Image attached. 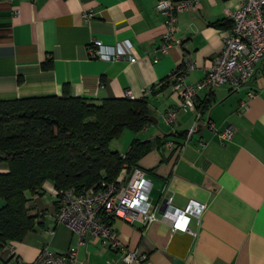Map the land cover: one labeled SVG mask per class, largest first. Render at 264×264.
I'll list each match as a JSON object with an SVG mask.
<instances>
[{
  "label": "crops",
  "instance_id": "crops-1",
  "mask_svg": "<svg viewBox=\"0 0 264 264\" xmlns=\"http://www.w3.org/2000/svg\"><path fill=\"white\" fill-rule=\"evenodd\" d=\"M197 1L196 10L178 15L183 47L164 53L158 0H0V101L62 96L66 86L71 96L95 101L126 98L128 92L132 99L147 97L156 123L133 133L129 148L134 139L153 142V150L137 164L153 183V203L161 211L167 186L175 208L199 202L206 210L200 221H191L195 235L173 231L164 221L144 229L138 221L116 219L112 227L122 245L146 255L142 264H264V67L249 87L200 92L197 106L207 100L211 106L190 139L195 113L180 109L172 87L164 88L186 56L195 64L186 82L205 77L228 31L213 24L231 22L240 6V0ZM93 40L107 47L129 41L136 63L127 57L92 59ZM251 89L257 93L253 99L248 98ZM171 110L177 112L176 121L168 124ZM208 123L218 132L232 127V141L221 143ZM0 172L8 170L0 165ZM26 196L40 226L22 242H13L22 260L34 262L46 247L58 253L76 248L81 262L123 264L122 251L91 240L80 244L68 226L56 221L58 196L52 182Z\"/></svg>",
  "mask_w": 264,
  "mask_h": 264
},
{
  "label": "built area",
  "instance_id": "built-area-1",
  "mask_svg": "<svg viewBox=\"0 0 264 264\" xmlns=\"http://www.w3.org/2000/svg\"><path fill=\"white\" fill-rule=\"evenodd\" d=\"M198 7L197 0H158L156 11L164 18V32L161 37L160 49L164 53L174 47H183V41L178 37L180 32L178 15L186 11H194ZM18 11L13 12L17 17ZM89 20L91 16H85ZM233 27L224 33V48L214 59L213 65L207 70L205 77L196 84H188V74L195 69V64L189 57L184 58L165 82L179 98L180 109L193 112L196 115L195 124L187 134L190 139L199 127L202 114L197 108L200 92H212L215 88L228 86L232 90L249 87L259 69L264 67V0H240L238 10L232 15ZM90 57L104 61H116L127 57L130 63H136L131 57L132 46L129 41L118 42L107 47L99 40H93L90 46ZM150 91L145 93L149 95ZM133 98L131 93H127ZM257 96L250 90L248 98ZM176 111L168 112L166 122L176 121ZM207 127L218 134L223 144L232 141L235 131L227 127L218 132L213 124ZM173 146L166 143L167 148ZM125 158V157H124ZM153 183L146 177V172L136 166L131 172L123 169L115 183H102L98 189L79 192L72 188L57 192L58 206L55 212L56 221L68 226L79 239L80 244L86 241H97L108 249L122 251L123 264H142L147 256L134 251H128L122 245L119 235L112 227L116 219L126 223L138 221L144 229H148L158 221L171 225L173 231L195 233L189 229L193 218L201 220L206 205L190 202L185 208H175L172 198L167 196L168 187H164L163 207L161 211L152 201ZM161 213V215H159ZM0 264H87L78 259L76 248H70L64 253L55 252L49 248L42 249L34 262H26L18 255L13 242H7L0 247Z\"/></svg>",
  "mask_w": 264,
  "mask_h": 264
},
{
  "label": "trees",
  "instance_id": "trees-1",
  "mask_svg": "<svg viewBox=\"0 0 264 264\" xmlns=\"http://www.w3.org/2000/svg\"><path fill=\"white\" fill-rule=\"evenodd\" d=\"M213 25L230 30L233 21ZM210 106L207 100L197 108L203 116ZM151 117L147 97L95 101L71 96L68 86L62 96L0 101V165L8 170L0 172V247L22 242L40 226L26 193L39 194L45 182L57 192H83L115 183L124 168L131 172L153 142L134 139L124 155L110 145L125 131H144Z\"/></svg>",
  "mask_w": 264,
  "mask_h": 264
},
{
  "label": "rangeland",
  "instance_id": "rangeland-1",
  "mask_svg": "<svg viewBox=\"0 0 264 264\" xmlns=\"http://www.w3.org/2000/svg\"><path fill=\"white\" fill-rule=\"evenodd\" d=\"M134 136L133 132L130 131H125L124 134H122V136L116 140H114L111 145H110V149L112 151H118L120 154H125V152H127V150H129V144L132 140V137ZM4 202L0 201V205H2Z\"/></svg>",
  "mask_w": 264,
  "mask_h": 264
},
{
  "label": "water",
  "instance_id": "water-1",
  "mask_svg": "<svg viewBox=\"0 0 264 264\" xmlns=\"http://www.w3.org/2000/svg\"><path fill=\"white\" fill-rule=\"evenodd\" d=\"M151 123H156V119L154 117H151Z\"/></svg>",
  "mask_w": 264,
  "mask_h": 264
}]
</instances>
